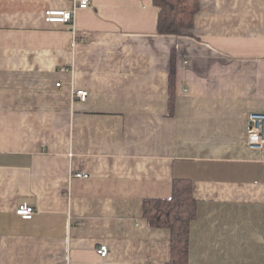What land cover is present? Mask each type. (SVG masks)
<instances>
[{"label":"crops","instance_id":"1","mask_svg":"<svg viewBox=\"0 0 264 264\" xmlns=\"http://www.w3.org/2000/svg\"><path fill=\"white\" fill-rule=\"evenodd\" d=\"M89 1L74 37L46 22L72 0H0V264H167L143 204L175 180L197 203L191 264H264V148L245 132L264 113V0H200L178 36L153 0Z\"/></svg>","mask_w":264,"mask_h":264},{"label":"trees","instance_id":"2","mask_svg":"<svg viewBox=\"0 0 264 264\" xmlns=\"http://www.w3.org/2000/svg\"><path fill=\"white\" fill-rule=\"evenodd\" d=\"M159 8L157 31L162 36H178L193 27L200 0H153ZM176 52L171 55L169 76L170 109L175 105ZM197 203L192 197L191 183L175 180L169 199H149L143 204V217L156 229L171 233V257L167 264H191L189 260L190 228L196 219Z\"/></svg>","mask_w":264,"mask_h":264},{"label":"built area","instance_id":"3","mask_svg":"<svg viewBox=\"0 0 264 264\" xmlns=\"http://www.w3.org/2000/svg\"><path fill=\"white\" fill-rule=\"evenodd\" d=\"M73 7L69 11H47L46 22L47 23H61L70 25L73 29L74 37L76 36L74 18L78 10L88 9L91 7L89 0H72ZM60 87V84L57 85ZM76 97L80 101H86L88 93L86 91H77ZM246 144L252 149L264 148V113H251L247 118L246 125ZM76 178L85 179L87 175L76 174ZM16 214L24 220H31L36 214V209L28 205L20 206ZM98 255L105 259L108 256L107 246H100L97 250Z\"/></svg>","mask_w":264,"mask_h":264}]
</instances>
